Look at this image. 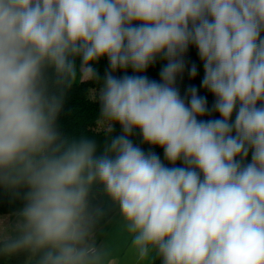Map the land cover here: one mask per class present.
I'll return each instance as SVG.
<instances>
[{"label": "clouds", "instance_id": "clouds-1", "mask_svg": "<svg viewBox=\"0 0 264 264\" xmlns=\"http://www.w3.org/2000/svg\"><path fill=\"white\" fill-rule=\"evenodd\" d=\"M87 81L102 145L59 122ZM0 190L3 264H264V0H0Z\"/></svg>", "mask_w": 264, "mask_h": 264}, {"label": "trees", "instance_id": "trees-1", "mask_svg": "<svg viewBox=\"0 0 264 264\" xmlns=\"http://www.w3.org/2000/svg\"><path fill=\"white\" fill-rule=\"evenodd\" d=\"M185 60V70L184 72L177 77L176 87L178 88L181 97L189 96V89L195 87L198 91V95L207 97L208 107L210 109L209 114H207L203 119H215L219 118V114L211 111L212 105L214 103V96L208 92L206 89L201 87V80L203 78V73L201 69V60L198 56V52L194 46H190L188 52L184 56ZM77 67L80 66V60L76 61ZM167 63V61H166ZM195 64L197 67V75L196 77H191L189 75V70L191 66ZM96 71L98 72L101 83L103 81V77L107 71L110 70L109 63L106 57L101 58L94 65ZM142 75H147L150 79L159 81L160 77L158 74L157 61L155 64L149 66L146 72L141 73ZM114 75L122 76L124 75V70H117ZM100 84L92 81H87L83 83L75 84L70 92L68 93L64 111L60 116L59 122L63 127V130L66 133L71 132H83L88 135H95L97 141L102 145L105 139L104 133L105 129L97 130V126L99 121L97 117L99 116V103L98 101H94L90 97V90L99 88ZM121 134V128L119 125L115 126V130L111 134L112 136H118ZM133 143L139 147H141L144 151H148L151 149L156 152L157 155L160 156L161 160L164 161L163 149L160 147H154L148 144H145L142 140V136L137 130L131 137ZM180 166L182 163L180 162ZM23 206V201L21 199L13 200L8 194H6L3 190H0V215H7L9 213H13L19 210ZM25 256L20 255L17 257H13L8 264H24ZM0 264H3V260L0 259ZM156 264H160L159 261Z\"/></svg>", "mask_w": 264, "mask_h": 264}, {"label": "rangeland", "instance_id": "rangeland-1", "mask_svg": "<svg viewBox=\"0 0 264 264\" xmlns=\"http://www.w3.org/2000/svg\"><path fill=\"white\" fill-rule=\"evenodd\" d=\"M166 64V60H163V59H158L157 60V67H158V74L160 73L161 69L163 68V66ZM201 69H202V73L204 74V71H203V63L201 61ZM125 74V73H124ZM127 74L128 75H133L134 73L132 72L131 69H128L127 70ZM160 77V75H159ZM98 89L99 88H95V89H91L90 90V97L91 99H94L96 93L98 92ZM97 130H103V129H107V125L104 124V123H101L99 122L97 128ZM166 165H168V162L166 160L163 161ZM168 166H171V165H168ZM177 166H180V162L178 161L177 162ZM16 212V211H15ZM8 215V214H7ZM117 243L120 245L121 248L124 247V241H123V238L122 237H117Z\"/></svg>", "mask_w": 264, "mask_h": 264}, {"label": "crops", "instance_id": "crops-1", "mask_svg": "<svg viewBox=\"0 0 264 264\" xmlns=\"http://www.w3.org/2000/svg\"><path fill=\"white\" fill-rule=\"evenodd\" d=\"M249 161H250V156H249Z\"/></svg>", "mask_w": 264, "mask_h": 264}]
</instances>
